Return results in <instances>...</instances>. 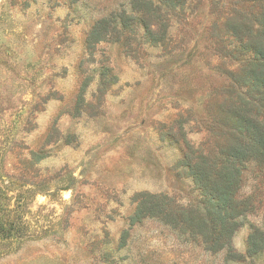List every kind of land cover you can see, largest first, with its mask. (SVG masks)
Listing matches in <instances>:
<instances>
[{
	"label": "rangeland",
	"instance_id": "obj_1",
	"mask_svg": "<svg viewBox=\"0 0 264 264\" xmlns=\"http://www.w3.org/2000/svg\"><path fill=\"white\" fill-rule=\"evenodd\" d=\"M236 2L162 10L163 44L138 27L128 45L113 24L88 47L99 21L140 15L134 0H0V264H237L162 222L130 224L139 194L183 209L201 199L181 162L225 139L217 105L236 68L214 25L248 13ZM242 177L236 197L251 206L231 249L264 264V251L245 259L264 231V170Z\"/></svg>",
	"mask_w": 264,
	"mask_h": 264
},
{
	"label": "trees",
	"instance_id": "obj_2",
	"mask_svg": "<svg viewBox=\"0 0 264 264\" xmlns=\"http://www.w3.org/2000/svg\"><path fill=\"white\" fill-rule=\"evenodd\" d=\"M184 1L134 0V12L140 15L124 10L111 21H99L87 36L88 47L102 41L113 24L112 32L118 36L123 35L122 31L127 33L128 45L131 38L135 39L138 27L147 41L163 44L167 40L168 20L161 11L172 13ZM233 1L237 5L246 4L248 13L231 10L223 24L214 25L217 52L236 68L227 74L230 84L221 95L222 103L217 105L215 122L225 139L217 155L207 156L188 149L189 157L181 162L201 199L194 205L197 207L183 209L166 196L139 194L130 224L145 219L162 222L187 239L199 241L207 252L225 251L232 259L230 262L239 264L244 258L232 251L231 241L240 227L239 219L249 211L251 203L236 196L248 165L255 164V168L264 170V0ZM222 34L226 40L219 39ZM263 251L264 231L254 229L248 237L245 259Z\"/></svg>",
	"mask_w": 264,
	"mask_h": 264
}]
</instances>
